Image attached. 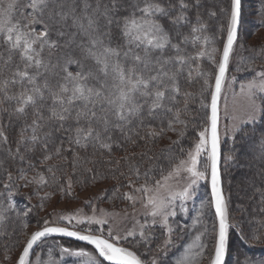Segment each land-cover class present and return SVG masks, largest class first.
I'll use <instances>...</instances> for the list:
<instances>
[{
    "label": "snow or ice",
    "instance_id": "1",
    "mask_svg": "<svg viewBox=\"0 0 264 264\" xmlns=\"http://www.w3.org/2000/svg\"><path fill=\"white\" fill-rule=\"evenodd\" d=\"M243 16L244 0H0V264H226L233 236L264 245V44L242 42ZM77 189L98 191L47 211Z\"/></svg>",
    "mask_w": 264,
    "mask_h": 264
},
{
    "label": "rangeland",
    "instance_id": "2",
    "mask_svg": "<svg viewBox=\"0 0 264 264\" xmlns=\"http://www.w3.org/2000/svg\"><path fill=\"white\" fill-rule=\"evenodd\" d=\"M260 7V0H244V16L242 20V26H241V38L242 42H246L248 45H261L264 44V27L260 26L259 23V16L256 14V10ZM241 53L238 52L237 59L239 58V55ZM243 55L247 56V53H242ZM264 66V61H257L255 67L259 69L260 67ZM253 66L251 64L247 65L248 71H245L242 67L240 71H236L235 66L232 67L230 71V75H234L237 77L238 80L244 79V78H250L251 76V68ZM227 100L226 103L229 107V110H231L233 106V100L230 92L225 93ZM225 100H221V113L222 118L221 122L222 125L225 123H228V121L225 119L223 114ZM191 131V130H190ZM175 138V137H173ZM225 149L230 147V144H226ZM243 176V172L240 170H237L235 168H229L226 175H225V185L226 188L231 192L232 195V214L237 219H240L243 217L244 221H249L252 219V216L254 215L253 209L254 206H248V211L241 213L238 209V205L241 203H244L237 197V184L240 182L241 177ZM231 180V185H228V181ZM103 187V186H101ZM98 191V189H89L87 191L81 192L79 189H77V192L79 193V200L76 201H69L65 199H61L60 197H55L53 200L48 203L47 205V211L51 212L53 209H56L57 211L64 210V211H72L77 209L78 207H81V201L84 197L92 195L94 192ZM205 189L201 187L198 190V197L204 198L205 197ZM30 193V189H21V192L19 195L15 197L18 207L24 208L26 205H35L38 201V197L33 195L32 199L29 201L27 198V195ZM40 195H43V192L40 193ZM199 200H197V206H198ZM101 206H107V205H101ZM44 213H41L43 215ZM259 225L256 224L254 227H258ZM247 227V225H246ZM60 240L61 243L70 244L72 247H78V246H86L85 244L72 241L70 239H64V238H57ZM179 243V241H178ZM249 246L248 244H246ZM89 249L91 246H86ZM250 248V249H249ZM245 248V245H242L241 242L236 238V236H233L232 238V251L230 256L226 257V264H238V261L242 262L245 255L248 257H252L254 259H262L264 258V245H252ZM249 251V252H248ZM2 255V254H0ZM66 264H72V260H75V258L71 257H65Z\"/></svg>",
    "mask_w": 264,
    "mask_h": 264
},
{
    "label": "trees",
    "instance_id": "3",
    "mask_svg": "<svg viewBox=\"0 0 264 264\" xmlns=\"http://www.w3.org/2000/svg\"><path fill=\"white\" fill-rule=\"evenodd\" d=\"M16 202H18V201H16ZM60 241V240H59ZM243 245H245V248L246 247H248L249 248V246H247L246 244H243ZM250 249V248H249ZM249 252V251H248ZM73 262H74V260H72V264H73Z\"/></svg>",
    "mask_w": 264,
    "mask_h": 264
},
{
    "label": "water",
    "instance_id": "4",
    "mask_svg": "<svg viewBox=\"0 0 264 264\" xmlns=\"http://www.w3.org/2000/svg\"><path fill=\"white\" fill-rule=\"evenodd\" d=\"M64 239H69V238H64ZM72 241H74V240H72ZM75 242H79V243L85 244L84 242H80V241H75Z\"/></svg>",
    "mask_w": 264,
    "mask_h": 264
}]
</instances>
